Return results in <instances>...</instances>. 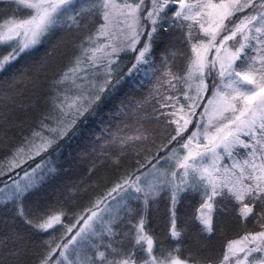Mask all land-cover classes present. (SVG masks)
I'll list each match as a JSON object with an SVG mask.
<instances>
[{
	"label": "snow or ice",
	"instance_id": "1",
	"mask_svg": "<svg viewBox=\"0 0 264 264\" xmlns=\"http://www.w3.org/2000/svg\"><path fill=\"white\" fill-rule=\"evenodd\" d=\"M0 2L9 11L0 17V73L62 33L38 62L0 77V148L8 149L0 159V177H8L0 181V213H12L0 221V264H264V0ZM66 50L69 63L49 78ZM129 54L127 74L150 73L152 89L121 105L118 114L132 123L97 137L88 172L112 148L115 165L129 149L143 153L137 167L83 209L74 195L92 186L83 181L62 198L30 203L57 174L61 141L78 135L123 80ZM45 82V110L9 148ZM188 199L195 211L182 216ZM228 220L245 231L214 261L211 245Z\"/></svg>",
	"mask_w": 264,
	"mask_h": 264
},
{
	"label": "trees",
	"instance_id": "2",
	"mask_svg": "<svg viewBox=\"0 0 264 264\" xmlns=\"http://www.w3.org/2000/svg\"><path fill=\"white\" fill-rule=\"evenodd\" d=\"M9 14L7 5L0 2V17ZM21 14V13H17ZM62 33H58L53 36L46 43L38 46L35 50H32L26 55H22L13 66L8 68L4 73H0V77L8 80L12 76L17 75L20 71L26 70L28 66L38 62L41 58L45 57L46 53L52 48ZM162 49V44L156 49V55ZM71 55V50H66L62 55L58 56L53 63L54 71L49 73V78L62 70L68 63ZM123 63L121 65V73L123 80L111 95H107L106 99L102 101L101 105L96 109L95 115L86 118V123L79 125V134L72 137L70 142L61 141L62 151L58 156H54L53 159L57 162L58 172L54 176L46 179L42 185L39 193L35 196L29 197V202H34L40 199L44 201H54L57 197H63L68 194V189L73 185L83 181L85 184L92 185L86 192L74 193L75 204L78 209H83L87 206L92 199L96 196L102 195L106 189L112 186L121 175L137 167L136 160L141 157H136L132 154V150H128L126 156L121 157L119 165L112 163V159L118 154L117 148L110 149V157L101 166L97 167L94 174L89 175L88 169L91 163L96 159L91 154L93 147L97 145V137H108L110 132L114 133L119 127H122V121L132 123L131 120L125 121L124 118L118 113L121 112V105L131 106L132 101H143L147 97L152 89V76L150 73L146 74L144 71H133L131 75H128V69L133 62V55L122 56ZM47 83L45 82V89L40 92V100L35 109H28L24 119V124L21 128L16 130L15 138L9 142V148L17 144L20 140V134H27L29 130L35 125V122L39 118L40 112L46 108L45 95H46ZM23 103L28 104L29 101L25 100ZM155 101L152 100L145 105L148 112L152 111ZM128 131V130H126ZM167 136L163 139L166 142ZM7 148H0V159L7 154ZM155 149H153V152ZM85 154V155H82ZM37 160L40 158L37 157ZM18 171V170H17ZM9 175H12L11 173ZM8 179L7 176L0 177V181ZM10 182V181H9ZM0 183V187H2ZM71 199V197H70ZM196 200L188 199L180 207L182 216H191L195 211ZM165 205L161 203L159 205V211L154 213V223L156 225L157 233H162L164 230L165 220ZM12 216L11 212L0 213V221L9 219ZM3 225L0 224V228ZM248 230L256 231L258 228L254 225H248ZM245 228L239 223L228 220L224 224V236L218 237L213 240L211 245L212 250L209 255L214 261L220 259L223 252V244L230 239L238 237L243 234ZM166 243H169L166 241Z\"/></svg>",
	"mask_w": 264,
	"mask_h": 264
},
{
	"label": "rangeland",
	"instance_id": "3",
	"mask_svg": "<svg viewBox=\"0 0 264 264\" xmlns=\"http://www.w3.org/2000/svg\"><path fill=\"white\" fill-rule=\"evenodd\" d=\"M3 185V184H2ZM235 238H237V237H235ZM234 239V238H233Z\"/></svg>",
	"mask_w": 264,
	"mask_h": 264
}]
</instances>
